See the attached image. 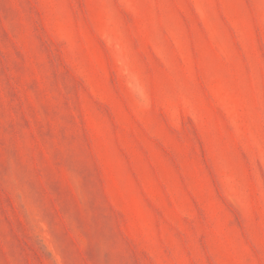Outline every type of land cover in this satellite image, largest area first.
<instances>
[{"label": "rangeland", "instance_id": "1", "mask_svg": "<svg viewBox=\"0 0 264 264\" xmlns=\"http://www.w3.org/2000/svg\"><path fill=\"white\" fill-rule=\"evenodd\" d=\"M0 264H264V0H0Z\"/></svg>", "mask_w": 264, "mask_h": 264}]
</instances>
